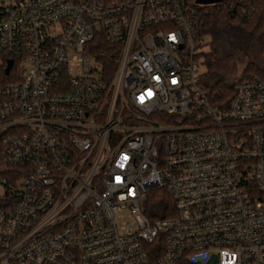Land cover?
I'll list each match as a JSON object with an SVG mask.
<instances>
[{
    "label": "built area",
    "instance_id": "built-area-1",
    "mask_svg": "<svg viewBox=\"0 0 264 264\" xmlns=\"http://www.w3.org/2000/svg\"><path fill=\"white\" fill-rule=\"evenodd\" d=\"M195 5L0 0V264H264V78L210 101Z\"/></svg>",
    "mask_w": 264,
    "mask_h": 264
},
{
    "label": "trees",
    "instance_id": "trees-1",
    "mask_svg": "<svg viewBox=\"0 0 264 264\" xmlns=\"http://www.w3.org/2000/svg\"><path fill=\"white\" fill-rule=\"evenodd\" d=\"M195 7L198 31L209 45L201 82L213 104L227 106L237 82L252 75L264 78V0H252L244 15L233 14L226 0ZM0 168L6 172L4 165Z\"/></svg>",
    "mask_w": 264,
    "mask_h": 264
},
{
    "label": "rangeland",
    "instance_id": "rangeland-1",
    "mask_svg": "<svg viewBox=\"0 0 264 264\" xmlns=\"http://www.w3.org/2000/svg\"><path fill=\"white\" fill-rule=\"evenodd\" d=\"M207 40H208V39H207ZM207 40H206V41H207ZM208 49H209V45L206 44V45L204 46V50H205V52H207ZM204 69H205V67H204V65H202V66L200 67V70H201V71H204ZM118 217H119V219H120V218L122 219V220H121L122 223H125L126 221H128V222L130 223V226H131V227H134L133 220H132L131 216H129V213H127L126 211H122V212H120V213L118 214Z\"/></svg>",
    "mask_w": 264,
    "mask_h": 264
},
{
    "label": "water",
    "instance_id": "water-1",
    "mask_svg": "<svg viewBox=\"0 0 264 264\" xmlns=\"http://www.w3.org/2000/svg\"><path fill=\"white\" fill-rule=\"evenodd\" d=\"M223 0H194V3L200 6H204V5H212V4H217L222 2ZM11 67V62L8 63L6 69H5V73H8V71L10 70Z\"/></svg>",
    "mask_w": 264,
    "mask_h": 264
}]
</instances>
